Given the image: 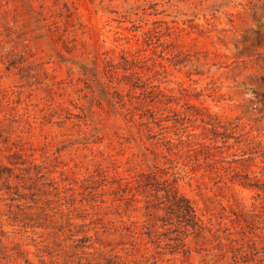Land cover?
<instances>
[{"label":"rangeland","instance_id":"obj_1","mask_svg":"<svg viewBox=\"0 0 264 264\" xmlns=\"http://www.w3.org/2000/svg\"><path fill=\"white\" fill-rule=\"evenodd\" d=\"M80 257L264 264V0H0V264Z\"/></svg>","mask_w":264,"mask_h":264},{"label":"trees","instance_id":"obj_2","mask_svg":"<svg viewBox=\"0 0 264 264\" xmlns=\"http://www.w3.org/2000/svg\"><path fill=\"white\" fill-rule=\"evenodd\" d=\"M165 195L162 196L161 202L163 203L162 209L168 214H176L178 217L182 218L181 220L184 222V216L186 217L187 221H192L194 225L202 228V224L196 215V211L194 206L192 205L191 201L185 197L184 195L180 194L176 189L173 188H166ZM158 199L160 197L156 196ZM161 207L159 203L148 201L147 205V212L150 214V210L152 208ZM193 226V224H192ZM83 258L80 257V261L77 264H83ZM92 264V263H89Z\"/></svg>","mask_w":264,"mask_h":264}]
</instances>
